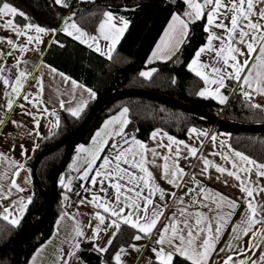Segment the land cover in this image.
Masks as SVG:
<instances>
[{
  "label": "snow or ice",
  "instance_id": "1",
  "mask_svg": "<svg viewBox=\"0 0 264 264\" xmlns=\"http://www.w3.org/2000/svg\"><path fill=\"white\" fill-rule=\"evenodd\" d=\"M180 2L184 10L173 12L147 63L172 60L188 43L191 26L202 22L206 43L195 50L188 69L205 85H216V88L210 91L205 87L198 94L201 97L213 96L224 104L228 97L221 89L227 87L228 81H233L239 84L240 94L249 102L248 106L264 113V104L254 102L256 96L264 97V0ZM54 3L62 7L69 6L66 0H54ZM17 17L24 23H19ZM128 27V20L105 11L96 35L81 28L71 16L60 30L100 55L111 58V52ZM54 31L32 22L31 17L9 0H0V32L8 33L0 35V96L4 98V103L0 105V111L4 113L0 116V127L5 125L7 114L14 107L31 116L37 129L40 127L37 116L27 110L25 103L17 104V100L48 112L47 108L39 107L43 103L40 97L44 90L43 75L39 71L42 67L70 84V91L65 94L75 98L76 90L83 89L90 97H95L91 89L78 84L64 73H57V69L45 65L43 61L39 65H32L35 74L27 67L29 61L24 55L29 52L40 53L43 37ZM100 39L109 42L107 51L99 46ZM52 43L58 44L59 41L53 40ZM60 46L63 47L62 44ZM9 59L14 62L9 64ZM156 71V68L141 71L140 76L150 79ZM30 79L35 81L39 89L35 95L24 90ZM87 103L81 98L76 107L66 110L79 117ZM59 106L64 108L65 101L61 99ZM127 113L128 109L124 108L118 116L106 121L103 128L95 133L90 147L81 145L77 149L78 153L84 154V159L78 167V156L71 167L77 172L82 168L79 179L90 180L91 184L90 188H84L85 192L91 193V199L79 203H87L97 209L93 216L97 223L95 227L87 225L92 227V236L89 237L85 235L77 214L65 213L61 216L60 221L65 218L73 221L67 227L74 242L72 250L63 256L58 255L57 261L70 264V258L76 256L81 246L78 238L94 242L101 233L111 231L106 246L93 244L95 251L106 253L122 227L127 226L135 230L131 237L134 241L155 235L149 249L153 254L149 257V264H264V162H258L230 146L227 151L205 154L200 151L203 141L197 147L160 130L151 133L150 139L155 142V146L150 147L135 135L125 132L130 123ZM49 115L56 116V113L53 111ZM8 122L17 127L22 126L16 120ZM58 126L59 118L54 127ZM190 134H195L197 139L208 137L207 132L195 128L190 130ZM209 140L214 147L224 148L223 142L216 145L215 135ZM208 155L219 156L225 164L209 159ZM190 159H195L197 163L189 167L198 169V172L189 173L181 166L182 161ZM0 160L9 161V157L0 153ZM9 162L16 165V170L10 179L8 192L12 188L24 191L14 178L19 176L23 164ZM225 165H230V168ZM213 169L218 175L213 176ZM198 175L208 180L214 178L227 187L238 189L241 195L231 198L209 188L197 178ZM185 177L192 181L194 187L187 188L184 195L179 197L175 191H166L159 182L164 181L173 189H180L186 187ZM61 184L64 185L63 178ZM70 185L71 180L64 186L71 191ZM7 198L8 195L0 187V200ZM65 199L68 197L65 196ZM168 199L175 201V208L166 216ZM28 203H31V198H28ZM15 206L14 202L13 208ZM26 208L27 204L21 199L19 211L22 213ZM2 219L13 225L20 223V217H15L9 207H3ZM129 248L141 251V246L134 243L127 248L121 246L113 256L115 264H125L123 257L129 254ZM40 251L42 249L33 256L32 264H36ZM214 255L218 259H213Z\"/></svg>",
  "mask_w": 264,
  "mask_h": 264
},
{
  "label": "trees",
  "instance_id": "2",
  "mask_svg": "<svg viewBox=\"0 0 264 264\" xmlns=\"http://www.w3.org/2000/svg\"><path fill=\"white\" fill-rule=\"evenodd\" d=\"M173 4L169 0H95L80 4L68 10L54 3V0H9L11 4L24 11L32 22L48 29L58 30L68 17L84 30L93 32L105 11H110L130 23L115 55L110 61L104 60L65 35L58 33L56 41L45 55V61L72 78L91 88L96 99L91 102L79 117L59 113V128L56 134L43 142L31 161L34 195L27 212L18 226L0 220V264H15L16 243L22 233L41 223L48 206V196L52 190L53 174L66 156L69 144L64 140L84 122L97 103L107 95L118 91L138 90L157 93L169 101L181 102L204 110L234 125L259 128L264 125V113L248 106L241 94H235L224 106L211 100H205L198 94L203 83L188 70V64L206 42L202 31V22L191 26L188 43L172 58L157 64L158 71L151 80L140 77L146 67L149 55L154 49L173 12L183 11L180 0ZM19 23L24 21L17 17ZM63 45V47L60 46ZM174 81V82H173ZM129 110L130 123L125 132L147 140L156 129H162L178 139H184L191 127L208 128L213 125L201 116L186 110H180L165 104L161 100L147 97H120L107 101L98 111L86 134L80 137V143H87L101 123L115 115L122 108ZM217 131L231 135L233 149L241 151L258 162H264V132L237 131L216 126ZM54 148V150H51ZM68 165L61 173L67 170ZM60 174V175H61ZM71 194L57 185L55 200L49 223L40 232L29 235L21 243L22 264H28L35 251L53 234L54 225L64 212V205ZM83 196V195H82ZM133 232L122 227L113 245L104 256L92 257L86 261L85 254L92 252L93 245L84 243L73 260V264H102L111 262L113 253L121 246L131 242ZM179 264V262H177Z\"/></svg>",
  "mask_w": 264,
  "mask_h": 264
},
{
  "label": "crops",
  "instance_id": "3",
  "mask_svg": "<svg viewBox=\"0 0 264 264\" xmlns=\"http://www.w3.org/2000/svg\"><path fill=\"white\" fill-rule=\"evenodd\" d=\"M78 1L81 4H86V3H91L95 0H78ZM113 15L116 17H120L114 13H113ZM102 19H103V16H102ZM168 23H169V21H168ZM63 26H64V24L58 30H56L54 32H50L49 35L43 37L44 43L40 45V48H41L40 53L29 52V53L24 55V58L29 61V64L27 65V67L30 70H32L34 74H35V69L32 68V65L33 64L39 65L41 63V61H43V63L45 65H48L52 68H55L45 61V55H46L47 51L50 49V47L54 44V43H52V41L53 40L56 41V37H57L58 33L65 35L69 39H71L74 42L82 45L83 47L87 48L89 51L93 52L94 54L103 58L104 60L110 61L113 58V56L115 55L118 47L120 46L123 38L125 37L127 31L129 30L130 23H129V27H128L127 31L124 33V35L120 39L119 43L115 45L114 50L111 52V54H110L111 58H109L108 55L102 56V55H100L99 52L95 51L92 48L87 47L86 44H81L79 41L74 40L72 37L67 36L63 31L60 30L63 28ZM97 28H98V26H97ZM97 28L93 32H89V33L96 35L97 34L96 33ZM162 34H163V32H162ZM0 35H8V33L0 32ZM158 41H159V39H158ZM108 44H109V42H107V41H104L102 39L99 40V46L101 47V49H103L105 51H107ZM34 46L35 45H33V47ZM13 62L14 61H12L11 59H9V61H8L9 64H11ZM164 62H167V61L155 60L152 64L146 63V67L142 71H149L152 68H156L158 71V68L156 67L157 64L164 63ZM55 69H57V68H55ZM39 71L43 75V84H44V90L42 93V97H40V99H42L43 103L39 107L40 108H47L48 112L40 111L38 108H34V107H32L31 104H28L27 102H23L21 100H17V104L25 103L27 110L29 112L33 113L34 115H36L37 118L39 119L40 127L37 129L35 126V122L33 121L32 117L24 114L23 111L21 109H19L18 107H14L13 111H11L7 114L5 125L3 127H0V153H4L7 157H9V161H16L17 164H23V168L19 170V176L14 177V178L16 180L17 185H19L20 188L24 189V191H17L15 188H12L11 192L10 193L8 192V189L10 187V179L13 178L12 174L16 170V165L11 164L9 161L0 160V187H2L4 190V193L6 195H8L7 199L0 200V220H3V221H5L4 219H2L3 207H9L10 210L14 211V216L20 217V222L23 219V217L25 216L27 209L30 205V203H28V198H31V201H32V198L34 195V186H33L34 176H33L32 168L30 167L31 161H33V159L36 158V156H37L36 152L39 150V148L41 147L43 142L52 138L56 134V132L58 131L59 126L54 127V125L56 123L57 118H59V113L64 112L70 116H73L71 114V112L67 111L66 109L76 107V105L80 102L81 98H83V99L87 100L88 103H87V106L80 113L79 116H81L85 112L87 107L91 104V102H93L96 99V95H95V97H90L87 92L83 91V89H77L75 92V98H73V96L65 94L68 91H70V84L63 82L62 78L58 74H52L49 72L48 68H44V67L40 68ZM156 72L153 74V76L156 74ZM57 73H64V72L57 69ZM190 73H192L195 77H197L193 72L190 71ZM64 74L66 76L72 78L71 76L67 75L66 73H64ZM152 77L150 79H146L144 77H141V78L146 80V81H149L152 79ZM72 79H74V78H72ZM74 80H76V79H74ZM76 81L78 84L83 85L85 88L91 89L88 86L84 85L82 82H80L78 80H76ZM202 83H203V86H202L201 90H203L205 87H208L210 91H214L216 88V85H205L203 81H202ZM233 86H234V82L228 81L227 87L221 89V92L225 96L228 97L227 101L224 104L219 103L218 99L214 98L213 96H207V97H201L200 96V97L205 99V100H211V101H214L216 103H219L221 105L226 106L229 103L230 99L234 96ZM239 88H240V86L238 87V90H239ZM24 90H25V92H30L33 95H35V93L39 89L36 86L35 81L30 79L28 81V83L25 85ZM239 92H240V90H239ZM0 98H2L4 100V98L2 96H0ZM61 99L65 101V107L64 108H61L59 106V101ZM124 108H127V107H124ZM124 108L119 110L115 115L105 119L101 123V125L98 127V129L93 133L92 137L90 138V140L87 143H80L75 147L74 152L72 154V157L68 163L67 170L63 174H61L58 178V185L61 186L66 192H69V189L67 187H65L64 185H67L69 180H71L70 188H72V186H74V185H78L80 188L83 189L86 184H90V180L86 181V180L79 179V177L82 176V171H83L82 168H81L80 172H77L76 170H74L71 167L73 165L74 161L77 160L78 156H80V163L77 166L79 167L82 165V162L84 159V154L78 153L77 149L81 145H83L85 147H90L92 144L93 137L95 136V133L103 128L106 121L110 120L114 116H118ZM53 111H55L56 116L49 115V113H51ZM3 115H4L3 111H0V116H3ZM73 117H75V116H73ZM127 119L130 120L129 110L127 113ZM11 120H16V121L20 122V124L22 126L17 127L16 125L8 122ZM192 128H195L198 131L207 132L208 137H200L199 139H197L195 134H190V130ZM156 130H160L161 132H166L162 129H156ZM156 130H154V131H156ZM166 133H168V132H166ZM168 134L173 136L170 133H168ZM213 135H215L217 137V140L215 142L216 145H219L220 142H223V144H224L223 149H221L220 147H214L213 144L210 142L209 137H211ZM150 137H151V134H150L149 138L145 141L141 140L137 137L136 138L139 139L140 141L144 142V143L149 144L150 147H153V146H155V142H153L150 139ZM173 137H175V136H173ZM230 138H231V135L229 133L224 132V131H217L216 129L214 131H212L210 127H208V128L191 127L188 130L184 139H178V138H176V139L183 140L186 143H189L191 145H195L197 147H200V142L203 141V147L200 148V151L202 153L209 154L213 151H221V150L227 151L228 146H230L232 148V146L230 144ZM116 139H119V138L117 137ZM165 142H167L166 138H165ZM21 145H23V148L21 147ZM37 145H38V147H37ZM22 152L24 153L23 155H22ZM208 158L214 160L215 162H217L219 164H222V165L225 164V162L222 161L219 156L208 155ZM187 161L189 164H193V165H195L197 163L195 159H190ZM99 163H100V161L97 162V164H99ZM225 166L230 168V165H225ZM193 171L198 172V169L193 168L191 172H193ZM211 171L213 173V176L218 175L214 172V169ZM5 173H7V175H5ZM92 174H94V173H91L90 175H92ZM61 178L64 179V185L61 184ZM197 178L200 179L207 187L212 188L216 191H219V192H221V193H223V194H225L231 198H235V197H238L241 195L239 193L238 189L227 187L226 185L220 183L219 181H216L214 178L212 180H208L205 177H202L199 175ZM159 182L161 183V186L166 189V191H175L178 197L183 196L185 191H187V188L194 187L193 183L190 184V183L184 182L186 187H181L180 189H173L172 186L168 185L166 182H164V181H159ZM21 199H23L24 203L27 204V208L22 213L19 211V201ZM90 199H91V194L87 199H85L82 196V200L87 201ZM186 200H187V198H186ZM14 202L16 203L15 208H13ZM167 203L169 205V209H168V211L165 212L166 216L169 215L171 213V211L174 210V208H175V201L168 199ZM96 211H97V209H95L92 205H89L87 203H84V204L79 203L76 207V211L74 213H72V214H77V219L81 222V226L83 227V230H84L86 236H89V237L92 236V227H95V225L97 223L93 219L94 213ZM100 211H102V210H100ZM65 213L69 214L68 212H63L59 216V218L56 220V223L54 225V231H53L52 236L42 246H40L35 251V253L33 254V256L36 255L37 251L42 249V251H40L39 256H37V258H36V264H60V262L57 261V259H56L57 256L58 255L63 256L65 252L72 250L71 246H72V243L74 241L71 239V235L69 234L70 230L67 226L72 224L73 221H70L67 218H65L64 221H60L61 216H63ZM72 214H69V215H72ZM58 221H60L59 224H58ZM5 222L9 223L8 221H5ZM9 224H11V223H9ZM89 224H91L92 227H87V225H89ZM11 225H13V224H11ZM18 225H13V226H18ZM123 227L128 229L131 232L135 231V230H133L127 226H123ZM158 227H159V225H158ZM110 236H111V231H109L107 234L101 233L100 237L98 239H96L94 242H89L87 240H84L83 238H78L81 241L80 249L84 243H86V244L89 243L92 245L97 244L101 247H104L107 245V242H108V239ZM129 237H132V236H129ZM149 239L150 238H145V239H142L141 241H134L131 239L130 244L134 243L138 246H141V251L136 252V251H133L132 249L129 248L128 249L129 254L127 256L123 257L125 264H149V257H151L153 255L149 250L151 247V245L148 242ZM114 241H113V243H114ZM222 244H223V241H221L220 246H222ZM127 246H124V247L127 248ZM61 249H63V251H61ZM78 251H77L76 255L78 254ZM91 251L92 252H87L85 254V256H86L85 260L86 261L90 260L92 257H96L97 259H99L98 256H104L107 253V252L106 253H99V252L95 251L94 248ZM115 252L112 255L111 262L109 261V262H107V264H115V262L113 260V256H114ZM221 255H223V254H221ZM33 256L29 260L28 264H32ZM75 257L76 256L70 258V264H73L72 262H73ZM213 259H218V257L214 255Z\"/></svg>",
  "mask_w": 264,
  "mask_h": 264
},
{
  "label": "water",
  "instance_id": "4",
  "mask_svg": "<svg viewBox=\"0 0 264 264\" xmlns=\"http://www.w3.org/2000/svg\"><path fill=\"white\" fill-rule=\"evenodd\" d=\"M171 3L175 4V0H169ZM120 97H147V98H154L157 100H161L165 104H169L172 107H175L180 110H186L194 115L201 116L202 118L211 121L213 125L219 126L225 129H230V130H237V131H253V132H264V125L259 127V128H254L250 126H243V125H234L231 123H227L221 119V116H214L204 110L198 109L196 107L181 103V102H175V101H169L168 99L164 98L163 96L153 93V92H143V91H138V90H127V91H118L114 92L110 95L105 96L102 98L95 108L91 111V113L87 116V118L84 120V122L72 133L71 136L66 138L64 141L68 142L69 147L66 153V156L64 157L63 161L59 165L58 169L56 172L53 174L52 178V190L51 193L48 196V206L46 208L44 217L41 221V223L37 226H32L25 230L20 239L16 243V250H15V264H22L21 262V253H20V247L22 241H24L29 235L35 234L40 232L42 229L45 228V226L49 223V220L51 218V210L52 206L55 200V191L58 185V178L60 174L64 171L66 166L68 165L72 154L74 152L75 147L79 144L80 142V137L88 131L90 125L92 124L93 120L98 114V111L103 107V105L110 100L120 98ZM51 150H54L52 148ZM33 176L35 178V169L33 171Z\"/></svg>",
  "mask_w": 264,
  "mask_h": 264
},
{
  "label": "built area",
  "instance_id": "5",
  "mask_svg": "<svg viewBox=\"0 0 264 264\" xmlns=\"http://www.w3.org/2000/svg\"><path fill=\"white\" fill-rule=\"evenodd\" d=\"M66 3L69 5L68 7H64L68 10H72L75 7H78L81 3L78 0H67ZM232 82V81H230ZM239 84L234 82V86H233V93L235 94H240L239 90H238ZM242 98L244 100H246L243 95H241ZM256 103H260V104H264V97H260V96H256L255 97V101ZM4 103V100L2 98H0V105H2ZM222 115V112L219 114V116ZM211 130L214 131L216 129L215 125H212ZM35 159V158H34ZM189 165H193V164H189L188 161H182L181 162V166L185 167V171L191 173L193 167H189ZM186 183H192V181L188 178L185 177V181ZM90 188L91 185L90 184H86L84 188ZM84 188H80L78 185H74L71 188V191H69L68 193L71 194V197L67 200V202L64 205V212H68L69 214H72L76 211V207L79 204V202L82 200V195L85 199H87L90 196V192H85ZM78 193V194H77ZM155 239V235H153L152 238H150L148 240L149 244L152 246L153 242Z\"/></svg>",
  "mask_w": 264,
  "mask_h": 264
}]
</instances>
